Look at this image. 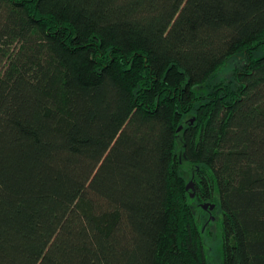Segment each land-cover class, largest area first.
Returning a JSON list of instances; mask_svg holds the SVG:
<instances>
[{"label":"trees","instance_id":"1","mask_svg":"<svg viewBox=\"0 0 264 264\" xmlns=\"http://www.w3.org/2000/svg\"><path fill=\"white\" fill-rule=\"evenodd\" d=\"M262 48L264 0H0V264H208L207 202L264 264Z\"/></svg>","mask_w":264,"mask_h":264},{"label":"rangeland","instance_id":"2","mask_svg":"<svg viewBox=\"0 0 264 264\" xmlns=\"http://www.w3.org/2000/svg\"><path fill=\"white\" fill-rule=\"evenodd\" d=\"M263 54L264 48L259 49L256 53V56H261ZM241 58L242 57L239 56L233 60L228 61L223 69L217 74V77L213 80V83L217 81H222L225 83L231 82L234 78L235 69L243 63ZM190 181L192 180L188 179L185 185H188ZM220 219V212L218 210V207L215 206L209 214H207L206 212V216L200 221L202 225L204 224V226H206L203 232L205 236L208 264L221 263L219 256Z\"/></svg>","mask_w":264,"mask_h":264},{"label":"water","instance_id":"3","mask_svg":"<svg viewBox=\"0 0 264 264\" xmlns=\"http://www.w3.org/2000/svg\"><path fill=\"white\" fill-rule=\"evenodd\" d=\"M179 130H181V126L178 128V131ZM185 189L187 190V191H189V196L190 197H193V194H194V188H193V182L192 181H190L189 183H188V185H186L185 186ZM213 204H211V203H204V204H202L201 205V208H203V209H207V208H209L210 210L211 209H213Z\"/></svg>","mask_w":264,"mask_h":264},{"label":"flooded vegetation","instance_id":"4","mask_svg":"<svg viewBox=\"0 0 264 264\" xmlns=\"http://www.w3.org/2000/svg\"><path fill=\"white\" fill-rule=\"evenodd\" d=\"M202 204H204V203H201V204H200V208H201V205H202ZM201 209H202V210H204V211H206V212H207V214H209V213H210V211L212 210V209L210 210L209 208H207V209H203V208H201Z\"/></svg>","mask_w":264,"mask_h":264}]
</instances>
